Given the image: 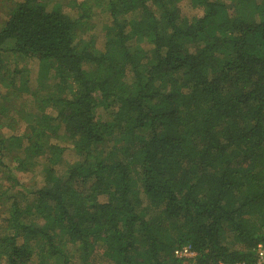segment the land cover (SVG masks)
<instances>
[{
  "label": "trees",
  "instance_id": "obj_1",
  "mask_svg": "<svg viewBox=\"0 0 264 264\" xmlns=\"http://www.w3.org/2000/svg\"><path fill=\"white\" fill-rule=\"evenodd\" d=\"M180 1L8 0L0 264H257L264 0H189L192 17ZM99 13L103 49L82 34ZM19 58L38 61L35 86ZM38 164L43 183L25 186L16 171Z\"/></svg>",
  "mask_w": 264,
  "mask_h": 264
},
{
  "label": "rangeland",
  "instance_id": "obj_2",
  "mask_svg": "<svg viewBox=\"0 0 264 264\" xmlns=\"http://www.w3.org/2000/svg\"><path fill=\"white\" fill-rule=\"evenodd\" d=\"M50 6L55 5L56 3H59L61 5L67 6L69 0H47ZM8 3V0H0V22L4 19L5 16V10H6V4ZM180 6L182 8V13L183 15L187 16V17H192V16H200L201 15V11L199 9L193 8L189 2V0H181L180 1ZM66 10H71V12H75L73 9L65 7ZM106 14L103 13H99V15L95 16V18L92 20L95 23V28H93L92 30H88L83 34L84 37H89L92 34L96 37V42L97 45L100 49L104 48V38H103V34H101V28L102 25L106 22ZM97 34V36L95 35ZM10 60V59H9ZM21 65H27L31 71L30 73V85L31 86H35L36 85V78L38 76V70L40 72V67L38 64V61L36 60H25L22 58L18 59ZM10 63V62H9ZM12 65V63L10 64ZM42 72V70H41ZM5 73V72H4ZM7 87L4 85L3 82L0 81V92H7ZM30 94H28L27 92H23V97H19V95H13L12 99H15V103H20L22 102L23 99H27L29 100L30 103V98L28 97ZM1 101V100H0ZM30 106V105H29ZM31 109V107H29ZM50 112L53 111V109H48ZM97 115L101 120H105L107 119V111L102 108L99 107L97 109ZM18 130H15L14 132L19 133V131H23L25 129V124L24 123H19V125L17 126ZM5 132L10 133V131H8L7 128L4 129ZM54 142L57 143H61V145H68L69 147L66 149L65 154H64V159H65V163H71L74 162L75 160H77L78 156L76 155L75 151L70 148V144L69 142L62 137H59L58 139L55 138ZM16 174L19 178V181L21 183H23L25 186L27 187H32V186H36V185H40V183H43L44 180V173L42 171V166L41 164L36 165V167L34 168L33 171H16ZM1 206V204H0Z\"/></svg>",
  "mask_w": 264,
  "mask_h": 264
},
{
  "label": "built area",
  "instance_id": "obj_3",
  "mask_svg": "<svg viewBox=\"0 0 264 264\" xmlns=\"http://www.w3.org/2000/svg\"><path fill=\"white\" fill-rule=\"evenodd\" d=\"M175 254L179 257L191 259L196 255V252L191 248L189 245H184L183 247H178L175 250ZM256 263L257 264H264V242H261L256 247ZM211 264H228L223 261L214 262ZM242 264V263H238Z\"/></svg>",
  "mask_w": 264,
  "mask_h": 264
}]
</instances>
